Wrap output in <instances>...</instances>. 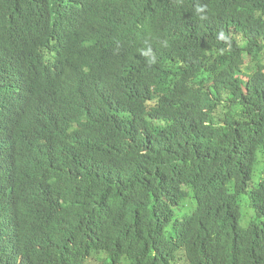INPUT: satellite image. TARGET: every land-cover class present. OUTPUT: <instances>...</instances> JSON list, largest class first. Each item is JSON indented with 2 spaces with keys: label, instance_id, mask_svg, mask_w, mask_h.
Segmentation results:
<instances>
[{
  "label": "trees",
  "instance_id": "trees-1",
  "mask_svg": "<svg viewBox=\"0 0 264 264\" xmlns=\"http://www.w3.org/2000/svg\"><path fill=\"white\" fill-rule=\"evenodd\" d=\"M0 264H264V0H0Z\"/></svg>",
  "mask_w": 264,
  "mask_h": 264
}]
</instances>
